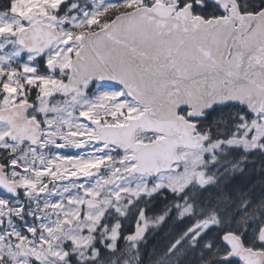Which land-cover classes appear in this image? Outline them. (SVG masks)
<instances>
[{
  "label": "rangeland",
  "instance_id": "obj_1",
  "mask_svg": "<svg viewBox=\"0 0 264 264\" xmlns=\"http://www.w3.org/2000/svg\"><path fill=\"white\" fill-rule=\"evenodd\" d=\"M154 2L170 0H12L8 11L0 12V68L3 65L8 67L10 76H24L30 80L39 78L42 80L40 85L52 92L62 86L60 75L39 77L35 73L33 55L25 52L22 58L19 57L22 55V46L17 43L16 37L22 27L38 18L46 22L49 16L53 18L51 22L61 31L62 38L54 44L47 57L54 60L62 72L69 69L79 48L80 28L91 25L97 28L98 16L104 14L107 8L129 10ZM9 88L13 89L14 86L10 84ZM82 101L81 116L89 115L95 100L84 96ZM74 104L75 101H68L66 115L62 117L67 142L85 145L82 151L74 155L55 151L54 141L50 138H46L37 149H17L6 140L4 129L0 128V158L7 161L9 174L20 187L17 197L0 190V222L3 224L0 227V264H35V259L40 264H53L47 253L50 251L63 256L62 248L64 242L68 241L72 242L69 247H75L82 254L84 263L98 259L93 234L106 212L119 211L120 206L114 200L123 197L142 198L146 203L162 190H167L176 199H172L161 213H146L150 202L140 207L135 232L158 228L159 215H166L173 210L178 212L179 219L184 221L182 226L186 223L187 230L192 232V237L197 241L215 222L211 219L193 220L190 217L194 212L193 204L188 206L189 201L183 199L181 202L178 196L189 187L209 188L219 184L223 177L240 168V164L247 160L251 152L257 151L264 141V114L254 116L239 105L221 107L207 123V128H213L214 133L202 132L204 147L196 150L181 149V162L156 177L132 176L128 172L131 166L130 153H121L110 146L95 143L92 140L94 134L86 122L71 113ZM114 107L131 108L129 112L138 110L123 106L117 100ZM216 124L222 126L217 127ZM52 126L51 132L59 131ZM215 127L220 128L223 137L214 138L218 130ZM236 149L242 153L231 156L237 152ZM200 175L204 177L202 182L197 181ZM109 178L111 185H107ZM87 197L103 198V208H86L83 201ZM256 221L254 218L251 224L243 227L240 225L241 229L235 227L242 231L233 232L257 238L264 224V211L258 228H254ZM197 224L201 226L196 228ZM99 231L102 235L100 243L113 250L118 237V223L100 227ZM106 240L111 243L106 244ZM19 241L29 248L32 258L19 253L15 247ZM257 248L264 250V245H258ZM112 256L118 262L122 254L116 252ZM230 264L243 263L235 261Z\"/></svg>",
  "mask_w": 264,
  "mask_h": 264
},
{
  "label": "water",
  "instance_id": "obj_2",
  "mask_svg": "<svg viewBox=\"0 0 264 264\" xmlns=\"http://www.w3.org/2000/svg\"><path fill=\"white\" fill-rule=\"evenodd\" d=\"M206 1L229 14L205 19L192 14V3L179 7L178 0L154 2L120 12L79 38L62 94L77 90L84 80L104 81L123 87L144 108L125 125L97 127L96 142L133 152L131 175L155 177L181 162V149L204 147L199 122L216 108L239 105L254 116L264 114V8L242 13L237 0ZM61 38L58 27L41 18L22 27L16 37L18 44L40 55ZM48 67L53 71L54 63ZM182 109L186 115L180 114ZM4 112L0 110V120L6 119ZM8 121L11 140L39 139L38 133L22 134V125ZM139 128L160 136L137 142ZM4 169L0 164V189L16 195ZM203 180L201 175L197 179ZM84 206L96 208L100 201L87 197ZM220 239L228 248L221 261L264 264V250L247 246L236 232L225 231ZM257 242L264 245V224ZM15 247L22 255L30 253L22 241Z\"/></svg>",
  "mask_w": 264,
  "mask_h": 264
},
{
  "label": "flooded vegetation",
  "instance_id": "obj_3",
  "mask_svg": "<svg viewBox=\"0 0 264 264\" xmlns=\"http://www.w3.org/2000/svg\"><path fill=\"white\" fill-rule=\"evenodd\" d=\"M178 1L179 7H182L187 3H192V14L202 16L205 19L227 16L229 14V10H220L218 6L206 0H186L185 2H181L180 0ZM237 2L242 13L257 12L264 8L263 6L258 10H242L239 0H237ZM213 6H216L218 10H210L211 7L213 8ZM124 11L128 10H120L116 14ZM0 12L6 11L0 10ZM116 14H114L112 18ZM50 17L51 16L48 17V22H51L53 19H50ZM103 18H105V21L95 29L104 27L112 19L108 13H106ZM53 46L43 55H40L38 52H30L22 46V55H19V57L22 58L25 52L28 54L31 53L33 55V64L36 68V75L42 78H50L60 75L63 86L68 76L70 67L69 69L66 68L64 71L60 72V68L57 66L56 62L47 57ZM51 62L54 63L53 71L48 67ZM9 72L10 70L8 67H5L4 65L0 68V110L6 109V112L3 113V115L6 116V119L0 120V128L4 129L6 140L12 143L17 149L27 148L34 150L37 149L46 138H50L54 141L53 146L55 151L69 155H74L82 151L85 146L83 143H69L65 138V121L62 117L66 115L68 101L73 100L75 101V107L71 109V113L74 116H80L81 121L86 122L94 134L92 140L95 143L110 146L121 153L129 152V159L131 160V166L129 169L135 165V161L133 160V152L131 150H121L112 144L95 141L98 135L97 127L100 125L122 126L125 125L131 118H136L143 114L144 108L140 106V104L134 99L129 97L123 87L104 81L92 82L89 80H84L83 85L80 88L72 91L70 94L64 95L62 94V86L56 88L52 92L49 90L46 91V88L40 85L42 81L41 79L37 78L35 80H30L24 76L14 77L13 75H8ZM10 84L14 86L13 89L9 88ZM6 96L9 97L4 100ZM84 96L95 100V104L89 115L81 116L80 109L83 106L82 97ZM116 100L121 102L123 106H130L138 110L129 112V109L131 108L127 109L125 107L119 109L114 107V102ZM186 113L187 110L185 109L180 111V114L182 115H186ZM8 120H11L15 125H22L20 133H38L39 139L36 141V143H32L30 139L25 137H23L20 141L11 140V124ZM51 126L55 127L56 130L59 131H55L54 133L53 131L51 132ZM159 136L160 135L157 133L143 131L141 128L135 131V141L137 142L146 143ZM67 148L71 149L67 150ZM0 164L5 166V174L8 180L15 185L17 193L16 195H10L3 190H0L3 193L13 197L19 196L20 187L9 174V165L7 161L3 158H0ZM132 176L151 177L148 174ZM98 200L100 201V206L96 207L95 209H100L104 206L102 201L103 198H99ZM180 201L183 202L184 200ZM114 202L120 206L119 211L115 210L113 213L111 210H109L106 212L105 218L98 224V229L93 234L95 248L98 251V259L89 260L84 263L82 254L77 252L78 250L75 247H69L72 242L68 241L64 242V247L62 248V251L64 252L63 256H60V254L57 255L56 253L50 251L47 253L51 257L50 261L53 264H194L196 239L192 237V232L187 230L188 227L186 223H184L182 226L183 230L179 229V221L181 219H179L178 213L173 214V210H171L166 215L163 213L161 215L164 216L159 215L160 226L158 228L155 227L152 230L136 233L134 228L136 218L138 217L137 213L139 208L146 206L149 202L150 205H152L155 200L151 199L149 202L144 203L145 200L142 198L134 199L130 197H123L120 200H114ZM167 202L169 203L170 201ZM187 204L189 206V204L192 203ZM145 212L147 213V209ZM171 220H174V222L171 223ZM114 223H118V237L114 242V249L109 250L107 246H103V244L100 243L102 235L99 229L100 227H109ZM136 234H138V236H136ZM105 242L106 244L111 243L110 240H106ZM116 252L118 254H122L118 262H115V258L112 256ZM105 254L108 255L106 256ZM23 256H30L32 258L31 252L29 255ZM34 262L35 264H40L39 260L35 259Z\"/></svg>",
  "mask_w": 264,
  "mask_h": 264
},
{
  "label": "trees",
  "instance_id": "obj_4",
  "mask_svg": "<svg viewBox=\"0 0 264 264\" xmlns=\"http://www.w3.org/2000/svg\"><path fill=\"white\" fill-rule=\"evenodd\" d=\"M180 1L185 2L186 0ZM11 2L12 0H0V10L7 11L10 8ZM239 2L242 10H258L264 6V0H239ZM120 10L128 9H105L104 14L98 16L96 23L99 24L96 27L105 21L103 16L106 13L112 18ZM210 10H218V8L213 6ZM94 27L95 25L87 28L82 27L79 29V34L82 35L94 29ZM218 110L221 109L216 108L208 112L206 118L200 121L199 130L201 132L214 133L213 128H207V123L211 120L214 112ZM211 125L213 127V122ZM218 126L222 125L219 124ZM219 131L220 128L213 135L214 138L223 137L222 132ZM236 150L237 152H234L231 156L242 153L239 149ZM240 166L231 175L223 177L219 184L211 185L209 188L192 189L189 187L178 196L179 200L187 199L189 203L193 204L194 212L190 216L193 220L206 221L207 219H211V221L215 222L211 229L197 239L194 250V264L235 263V261L230 263L221 261V256L228 251L220 241L221 234L225 231H242L235 227L240 228V225L243 227L244 225L251 224L254 218L257 220L254 228H258L260 225L264 211V141L258 150L251 152L247 160L241 163ZM152 199L155 202L147 207V213H161L167 205V201L176 198L175 196H171L167 190H162L155 194ZM177 213L173 211V214ZM170 222L173 223L174 220ZM183 222L182 220L179 221L180 230H183ZM241 237L247 246L257 247L259 245L256 237H250L246 233H243Z\"/></svg>",
  "mask_w": 264,
  "mask_h": 264
}]
</instances>
